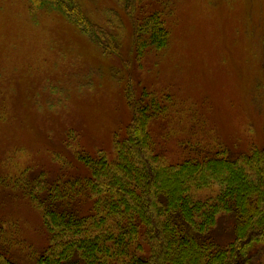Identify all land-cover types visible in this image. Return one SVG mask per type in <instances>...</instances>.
Here are the masks:
<instances>
[{"label": "rangeland", "instance_id": "rangeland-1", "mask_svg": "<svg viewBox=\"0 0 264 264\" xmlns=\"http://www.w3.org/2000/svg\"><path fill=\"white\" fill-rule=\"evenodd\" d=\"M80 2L100 23L103 9L116 7L114 0ZM144 2V11L162 13L168 47L141 61L125 56L126 68L62 15L32 12L27 0H0L2 179L23 170L26 178L37 172L55 178L62 170L54 155L67 163L66 174L84 173L67 139L88 153L109 150L130 119L123 97L129 79L135 91L138 82L171 100L167 117L151 126L155 148L169 162L187 157L184 142L205 146L203 153L223 145L231 155L262 145L264 0ZM119 12L129 35L130 23ZM231 223L230 217L221 218L213 232L216 242H229ZM0 229L10 232L14 244H7V251L18 263L32 264L30 252L46 246L39 214L19 193L0 190Z\"/></svg>", "mask_w": 264, "mask_h": 264}, {"label": "trees", "instance_id": "trees-1", "mask_svg": "<svg viewBox=\"0 0 264 264\" xmlns=\"http://www.w3.org/2000/svg\"><path fill=\"white\" fill-rule=\"evenodd\" d=\"M144 1L114 0L116 7L102 11L103 23L80 0L27 4L32 12L62 15L126 67L125 56L141 61L168 47L162 13L144 11ZM119 10L130 23L129 35ZM121 79L116 77L119 84ZM137 84L139 91L130 79L124 84L130 119L109 150L88 153L67 139L84 173L66 174V162L54 155L62 170L55 178L44 172L26 178L27 170L8 181L0 177V190L19 193L40 216L47 243L30 252L32 264H264V126L261 146L231 155L223 145L203 153L205 146L184 142L187 157L172 163L155 148L151 131L169 114L171 100ZM227 216L232 236L221 245L213 232ZM7 244H14L10 232L0 229V264H21Z\"/></svg>", "mask_w": 264, "mask_h": 264}]
</instances>
